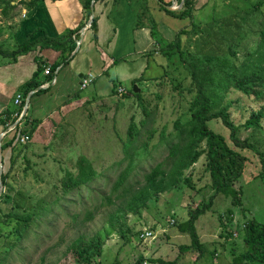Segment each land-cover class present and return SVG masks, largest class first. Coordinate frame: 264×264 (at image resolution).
Instances as JSON below:
<instances>
[{"label":"trees","instance_id":"16d2710c","mask_svg":"<svg viewBox=\"0 0 264 264\" xmlns=\"http://www.w3.org/2000/svg\"><path fill=\"white\" fill-rule=\"evenodd\" d=\"M40 1L27 0L22 1V4L26 9H32ZM248 1L250 5L242 14L244 25L248 23L251 11L259 10L264 5V0ZM91 3L92 0H83L88 16L91 15ZM196 3L197 0H184L180 11H173L155 0H143L142 13L139 16L141 22L137 24H143L144 16L148 15L151 34L158 42L157 24L150 14L152 4L188 22L176 32L174 40L166 47L160 46L158 49L160 55L168 58L172 67L171 71H165L164 75L169 78L172 89L174 88L187 104L174 120L172 131L166 132V125H164L157 133L158 129L152 124L149 125L154 119L155 109L152 110L140 100L144 118L139 124L133 121L130 123L127 136L122 141L124 156L107 169L106 175L105 172L97 171L89 158L81 155L77 158L75 170L60 168L63 173H60L59 180L52 184L49 197L43 196L38 203V197L31 196L28 198L29 203L25 200V206L21 207L16 200V195L21 193L19 190L14 191L15 186L10 179V177L14 178V175L10 174L13 172L16 158L31 145V138L41 121L30 122V127L23 130V133H28L30 139L24 144H14V148L19 145V150L13 153L9 169L2 171L1 174L4 189L0 194V237L14 236V239L11 245L0 252L2 255L0 262L6 261L12 250L18 253L20 243L24 239L27 240L30 234L36 238L39 228L47 229L48 234H44L52 236L56 231L54 222L57 212L66 210V204L78 202L79 210L69 213L71 222L67 223L70 229L78 231L70 240L61 236L65 244L62 255L66 260L69 259V264H103L101 257L104 252L105 238L98 231L88 233L85 229L87 224L94 220L96 213L102 207L111 206L109 212L107 211L106 223L111 229L116 230L120 237L128 238L127 241H129L130 228L127 215L132 213L140 216L142 210L148 208L151 199L162 192L179 188L181 184L193 186L192 174L187 175L186 172L202 156L205 158L204 170L210 176L212 189L215 193L231 197V203L234 206H242L243 186H237V183L243 176L249 161V157L243 154V149L253 150L254 154L260 158L263 167L261 178L264 179V28L258 30V38L254 46L250 48L245 46L239 50L238 47L242 42L238 40V30L233 31L221 25L218 26L220 17L214 15L206 31L208 33L213 28H217V33L226 43V50L223 52L216 49L202 51V48L193 49L190 46L188 49L187 42L193 45L194 35L205 33L201 21L196 22ZM16 6L17 3L12 0H0L4 18L9 9ZM262 14L264 16V12ZM1 28L0 25V34ZM91 28L96 39L95 16ZM35 34V32L30 33L25 42L14 44L12 48L7 40L0 41V54L5 55L8 61H15L19 54L34 50L37 46L53 47L62 52L61 59L50 66L46 65L42 57L37 58L38 69L25 86L26 95L28 90L40 85L38 78L46 67H49L46 80L51 82L55 69L62 62L68 63L69 55L77 47L76 40L72 38V30L58 38H51L45 32L38 37H34ZM240 52L241 55H239ZM140 78H144V75ZM135 82L136 79L133 83ZM132 92L137 96L140 94V90ZM157 97L161 96L158 94ZM242 98L251 99L255 103H261L262 106L247 111L245 104L242 107ZM242 108L248 114L243 121L237 122L234 120L233 112ZM20 113L21 109L17 111V116ZM14 121L15 119H12V122ZM213 123L221 124L228 133L217 131ZM247 130L251 133L243 138L242 132ZM261 132H263L262 135ZM157 134L158 142L156 143L157 140L153 141V139L157 138ZM12 140L14 141V138ZM159 147L166 150L167 154L161 161L156 162L154 156L157 150L159 151ZM148 160L151 162L147 165ZM29 166L30 163L27 160L23 169L24 173ZM119 166L121 167L118 170ZM116 170H118L116 176L112 179L110 171ZM101 176H103L102 183L99 182ZM210 204L211 201L208 204L200 203L189 208L187 220L178 225L180 231L191 237V243L182 245V250H196L199 256L204 255L196 222L200 216L210 210ZM226 214L229 220L233 219L231 209ZM224 217L225 215H221V220ZM242 221L240 228L246 249L239 254H234L233 264H264V222L256 218H248L245 213H243ZM10 225L12 229L4 233L5 226ZM142 233L143 231L139 236ZM211 255L213 256V251ZM43 260L44 257L41 261ZM147 260L154 264H179L177 259H154L143 256L134 264H143ZM45 264L61 263L51 261Z\"/></svg>","mask_w":264,"mask_h":264},{"label":"rangeland","instance_id":"374dc122","mask_svg":"<svg viewBox=\"0 0 264 264\" xmlns=\"http://www.w3.org/2000/svg\"><path fill=\"white\" fill-rule=\"evenodd\" d=\"M12 1L16 2L17 6L9 9L6 18L0 7L2 27L7 26L9 20L13 21L15 17H21V9L25 8L22 1L27 0ZM249 5L248 0H197L196 22L201 21L205 33L194 35L193 45L187 42V48L189 49V46L193 49L202 48V51L216 49L223 52L226 50V43L217 33V28H213L208 33L206 31L214 15L220 17L218 26L221 25L233 31L238 30V40L242 42L238 47L239 50L245 46L249 48L254 46L258 38V30L264 28L262 14L264 5L259 10L251 11L248 23L244 25L242 14ZM168 43L159 36L158 47H166ZM153 56L160 57L162 64L158 62L146 71L145 75H150L146 79L140 78L141 76L137 77L135 83L130 79L124 81L114 79L112 82L101 79L92 82L82 92L83 98V94L89 96V101H83L70 110L57 113L49 120L47 127L39 131L33 145L16 158L13 172L10 174L14 175V178L10 177L15 186L14 191L19 190L21 193V195H16V200L21 207L25 206V200L29 203L28 198L31 196H37L38 203L43 196L49 197L52 184L57 182L60 173H63L60 168L75 170L77 158L81 155L89 158L96 170L105 172L106 175L107 169L124 156L122 141L127 136L130 123L133 121L139 124L144 118L140 100L152 110L155 109L154 119L149 125L156 127L157 133L164 125H166V132L172 131L174 120L187 104L178 92L172 89L169 78L164 75L165 71L172 69L168 58L166 59L162 54L156 55L155 51ZM120 82L122 87L116 90ZM134 84L140 90L138 96L132 92ZM95 93L98 95L92 98V94ZM158 94L160 98L157 97ZM243 104L247 111L262 106L261 103H255L247 98H242V107ZM247 114L248 112L245 113L242 108L233 112V117L235 121L241 122ZM213 126L217 131L228 133L219 123H213ZM250 133V130L243 131L242 137ZM260 134L262 135L263 132ZM153 141L158 142V134ZM159 148L154 156L156 162L161 161L167 154L166 150ZM15 152L14 149V154ZM242 152L249 157L246 170L237 183V186H243L242 206H234L231 203V197L214 192L210 184V176L204 170L205 158L202 156L186 172L187 175L192 174L193 186L181 184L179 188L162 192L151 199L148 208L143 209L140 216L132 213L127 215L130 228L129 241H127L128 238L120 237L119 233L106 223L107 213L111 206L102 207L96 213L94 220L85 227L88 233L98 231L105 238L102 263L134 264L138 258L143 256L154 259H177L179 264H233L234 254H239L246 249L240 228L243 224V213L248 218H256L264 222V179L261 178L263 167L260 158L254 154L253 150L243 149ZM27 160L30 166L24 173L23 169ZM150 162L148 160L147 165ZM118 170L110 171L112 179L115 178ZM102 179L103 176L99 180L100 183ZM210 201V210L200 216L196 222L200 241L203 243L201 248L204 250V255L199 256L196 250H182V245L191 243V237L180 231L178 225L187 220L189 208L200 203L208 204ZM79 208L78 202L71 205L66 204V210L61 213L57 212L54 222L56 231L52 236L44 234H48L47 229L39 228L36 238L30 234L27 240L24 239L20 243L18 253L12 250L9 258L0 264H45L51 261L69 264V259L66 260L62 255L65 244L61 236L70 240L78 231L70 229L67 223L71 222L69 213L77 212ZM229 209L233 211L232 220H229L226 214ZM221 215H225L223 220L220 218ZM173 221L176 223L174 224ZM11 229L12 225L5 226L4 233ZM146 229L153 231L152 237L139 236L141 231L144 232ZM12 239L14 236L0 237V252L13 243ZM42 257H44L43 261H41ZM143 264L154 263L147 260Z\"/></svg>","mask_w":264,"mask_h":264},{"label":"crops","instance_id":"0c3cea01","mask_svg":"<svg viewBox=\"0 0 264 264\" xmlns=\"http://www.w3.org/2000/svg\"><path fill=\"white\" fill-rule=\"evenodd\" d=\"M155 1L160 5L159 1L166 5L175 4L173 11L182 9V0ZM142 4L143 0H94L96 39L91 25L87 27L92 12L87 15L83 0H41L32 9L22 8L20 18L9 20L8 25L1 28L0 41L7 40L11 48L14 44L25 42L33 32L36 33L34 37L45 32L51 38H58L72 30V38L77 42V47L69 55V62H62L55 69L53 80L48 82L46 72H41L38 78L40 85L28 90L27 95L24 93L25 86L38 69L37 58L42 57L50 66L61 59V50L37 46L19 54L15 61H8L5 55L0 54V165L2 160L3 172L10 167L14 149L19 150V145L14 148L12 140L17 130L28 129L30 122L35 120L41 121L31 138L32 146L39 131L46 128L57 113L89 101L88 95L82 96V77L92 73V82L101 79L133 81L142 75L144 78L150 76L145 75L146 71L158 62L162 64L160 57L153 56L154 51L156 55L160 53L148 25V15L144 16L143 24L137 25L141 22ZM150 8L159 36L167 42L174 40L176 32L188 23L154 4ZM118 87H122L121 82L116 90ZM18 94H22L20 105L15 103ZM96 95L98 93L91 97ZM19 109L22 117L17 116ZM12 119L15 121L12 122Z\"/></svg>","mask_w":264,"mask_h":264},{"label":"built area","instance_id":"2783aa9c","mask_svg":"<svg viewBox=\"0 0 264 264\" xmlns=\"http://www.w3.org/2000/svg\"><path fill=\"white\" fill-rule=\"evenodd\" d=\"M45 72L48 73L49 72V68L47 67L45 69ZM94 79V75L89 73L87 76L83 77L81 79L80 82V86L81 88H86ZM22 100V95L18 94L16 99H15V103L16 104H20ZM19 117H22V114H20ZM30 137L28 135V133H23V129H19L16 131L15 136H14V142L16 143H27L29 141ZM144 238L147 237H151L153 235V231L151 229H146L142 234H141Z\"/></svg>","mask_w":264,"mask_h":264},{"label":"water","instance_id":"95a60500","mask_svg":"<svg viewBox=\"0 0 264 264\" xmlns=\"http://www.w3.org/2000/svg\"><path fill=\"white\" fill-rule=\"evenodd\" d=\"M162 5H164L167 9H169V10H174V9H176L175 8V4L173 5V3L171 4V5H166V4H163V2H161V1H159ZM183 2H184V0H182L181 1V3H180V7L183 5ZM179 7V8H180ZM91 12H92V15H91V17H90V19H89V23H88V26L87 27H89L91 24H92V21H93V17H94V14H95V8H94V0H92V3H91ZM133 91L134 92H138L139 90H138V87H137V85L136 84H134V86H133ZM1 174H2V160H1V165H0V194L3 192V189H4V186H3V183H2V181H1Z\"/></svg>","mask_w":264,"mask_h":264},{"label":"clouds","instance_id":"9594fccd","mask_svg":"<svg viewBox=\"0 0 264 264\" xmlns=\"http://www.w3.org/2000/svg\"><path fill=\"white\" fill-rule=\"evenodd\" d=\"M46 68H47V67H46ZM48 68H49V67H48ZM83 89H84V88H83ZM21 95H22V94H21ZM20 104H21V103H20ZM20 104H19V105H20ZM20 114H21V113H20ZM20 114H19V116H20ZM13 138H14V137H13ZM13 142H14V141H13ZM14 143H16V142H14Z\"/></svg>","mask_w":264,"mask_h":264}]
</instances>
